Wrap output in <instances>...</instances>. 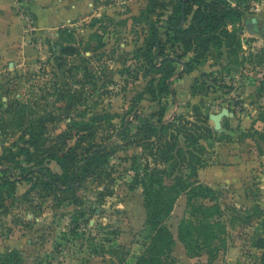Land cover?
<instances>
[{"label":"rangeland","instance_id":"obj_1","mask_svg":"<svg viewBox=\"0 0 264 264\" xmlns=\"http://www.w3.org/2000/svg\"><path fill=\"white\" fill-rule=\"evenodd\" d=\"M143 1H99L98 4L111 10L102 11L94 20L89 18L69 26L71 32L64 37L59 33L53 39H39L34 36L35 31L27 30L25 42L34 49L27 55L29 60L22 59L16 65L9 64L16 60L0 58V153L15 152L21 142L23 126L44 109L53 108L58 116L66 113L64 107L59 108L61 101L54 103V86L81 96L85 103L78 105L71 117L96 126L98 142L112 138L115 128L130 125L129 137L118 140V152L97 170L94 178H89L86 189L82 187L66 196L59 192L50 193L39 182L30 191L31 184L19 180L10 198L8 191L11 189L4 186L8 208H0V252L20 250L24 264H135L149 242L143 189L141 186L131 188L135 175L133 157L143 154V149L136 146L131 138L140 125V114L149 117L164 107L166 112L181 108L179 113L194 117L198 114L199 117V114H216L227 109L232 115L222 118L219 134L229 137L219 135L204 141L208 148L204 157L211 161L217 142H238L251 151H259L260 156L264 155L256 138L264 132L263 128H256L260 115L264 114V87L261 86L264 64H259L253 57L264 48V21L259 30L246 31L243 20L237 25L244 44L240 59L245 54V64L226 63L225 56L218 57L217 52H213L203 65L214 67L208 72H202L198 67L196 75L189 77L184 66L178 63V73L171 78V88L177 90L175 96L157 92L160 97L156 101L150 94H144L149 80L159 76L150 72L147 59L139 55V48L144 45L148 34L147 20L136 19L147 7ZM168 10L165 17L160 18L164 41L167 40L164 26L168 24L167 17L172 8ZM262 11L264 0L251 1L244 18L247 16L255 26L257 15ZM155 19L153 16L152 20ZM23 28L27 29V25ZM95 33L102 36L105 46L101 49L98 48L101 44L98 36L93 37ZM67 41L79 49V54L70 57L69 63L59 69L55 65L59 54L54 49ZM165 49L172 56L182 53L180 45L171 42L165 43ZM191 55L183 57V60ZM71 64L76 69L66 74ZM62 74L66 77L62 78ZM155 87L160 88L159 82ZM48 101L52 103L49 107L46 106ZM21 104L25 107L22 108ZM22 114H25V119ZM244 120L247 126L242 128ZM70 121L60 119L51 123L48 136L55 138L67 130ZM209 124L214 127L210 119ZM75 140L68 141L65 148L73 147ZM111 140H117V137L114 135ZM19 160L23 166L27 165L23 158ZM137 162L143 168V159ZM45 166L54 173H62L55 160L46 161ZM176 173L179 174L178 171ZM13 174L20 177L21 169L13 170ZM13 174L0 172V184L5 178L12 179ZM33 178L36 180L37 175L34 174ZM261 178L264 179L262 160L242 186L213 187L219 192L217 202L221 204V221L225 224L224 233H221L225 242L216 241L218 251L213 255L207 252L193 255L179 241V224L183 218L190 217V209L186 194L178 196L165 221L176 240L169 264H260L264 251L257 241L264 238V214L254 210V206L258 204L264 213V180ZM195 181L208 185L198 176ZM97 188H107L104 198L99 197ZM75 199L83 202L82 208L86 211L79 221L80 229L74 233L71 231L73 220L80 209L73 203ZM216 219L215 216L213 220Z\"/></svg>","mask_w":264,"mask_h":264},{"label":"trees","instance_id":"obj_2","mask_svg":"<svg viewBox=\"0 0 264 264\" xmlns=\"http://www.w3.org/2000/svg\"><path fill=\"white\" fill-rule=\"evenodd\" d=\"M144 1L147 7L136 19L147 20L148 34L144 38V45L139 48V55L147 59L150 72L159 76L150 79L144 91V94H150L153 100H159L160 96L157 92L175 96V91L171 88V78L178 73V63L184 66V72L191 73L203 65L213 52H217L218 57L226 53L230 64H245L247 60L245 54H242L240 59L244 44L237 25L241 24L251 1L254 0ZM170 7L172 10L167 17L168 24L164 26L165 32H163L167 40L164 41L161 37L160 18L165 17ZM153 16L156 17L155 20H152ZM70 32L69 27L60 29L61 37ZM69 35L72 37V34ZM95 36L101 41L98 48H103L105 45L102 36L98 33L93 35ZM166 42L180 45L182 53L177 56L168 54L165 49ZM54 50L59 54L55 58V65L59 69L69 63L70 57L79 54V49L68 41L58 44ZM190 54L192 55L184 61L183 57ZM253 57L258 59L259 64H264V48ZM71 65L65 71L66 74L76 69L74 64ZM77 68L81 67L77 66ZM85 75H88V72H85ZM64 76L65 74H62V78ZM157 82L159 89L155 87ZM261 86L264 87V82ZM59 87L54 86L56 95L54 103L61 101L59 108L64 107L66 113L58 116L53 108L45 107L41 114L38 113L29 120V124L27 122L26 126H23L21 142L17 150L15 152L10 150L8 154L0 153V172L13 174V170L21 169L20 177L13 174V180L5 178L0 184L1 209L8 208L4 186H9L11 191L9 190L8 194L12 198V192L19 180L29 182L30 191L35 189L39 182L50 193L59 192L66 196L82 187L86 189L89 178H94L97 170L118 152V140L129 137L128 124L114 129L117 140H111L114 136L112 135V138L106 142H98L96 126L89 121H76L71 117L72 111L78 105L85 103L81 96L74 91ZM51 104L48 101L46 106L49 107ZM20 106L23 108L25 104ZM165 113L166 108L161 107L157 113L149 117L140 114V125L136 133L131 135L133 143L143 149L141 157L138 155L133 157L132 168L135 175L131 188L141 186L143 189L149 232V242L135 264H169L176 240L165 221L181 194H186L190 209V217L183 218L178 228V239L185 245L186 250L193 255L203 252L213 255L218 251L215 246L216 241L225 242L221 236L225 224L221 221L223 214L221 204L217 202L219 192L211 186L195 181V178L199 170L210 163L209 158L204 157L208 153L204 141L226 135L219 134L209 124L210 114H199V117L195 114L194 117V115L176 113L170 119H165ZM21 116L25 119V114ZM154 118H157V121ZM60 119L71 120L67 130L55 138H50L48 126ZM259 120L264 123V114L260 115ZM263 133L259 134L262 141H264ZM74 138L76 140L73 147L66 149V143ZM20 158L27 163L26 166H23ZM140 158L144 161L143 168L137 162ZM48 160L57 161L62 173H54L50 168H45V162ZM12 162L13 165L9 164ZM166 164L168 166H162ZM177 171L179 174L176 173ZM34 174L37 175L36 180L33 178ZM106 190L107 188L102 190L97 188L99 197L104 198ZM73 203L80 207L76 211L71 230L75 233L81 227L79 221L84 217L86 209L82 208L83 202L80 199H75ZM254 210L264 214L258 204L254 206ZM215 216L218 219L213 220ZM257 245L264 251V238L258 240ZM0 264H24V259L20 250L12 249L0 252ZM260 264H264V252Z\"/></svg>","mask_w":264,"mask_h":264},{"label":"crops","instance_id":"obj_3","mask_svg":"<svg viewBox=\"0 0 264 264\" xmlns=\"http://www.w3.org/2000/svg\"><path fill=\"white\" fill-rule=\"evenodd\" d=\"M99 1L103 0H29V10L35 23L34 36L39 39H53L59 35L60 29L76 25L89 18L93 19L100 15L102 11L111 10L106 5L98 4ZM257 17L258 21L255 26L247 16L243 19L242 25L245 30L247 29L246 31L259 30V26L264 21V11L258 13ZM23 26V20L16 14L13 7V0H0V55H2L0 58H5L7 61H17L9 64H16L22 59L29 60L27 55L34 50L25 42V29ZM224 56L225 62L228 63L226 53ZM213 67L210 64H205L200 65L199 69L202 72H208ZM197 72L196 69L185 74L192 77ZM174 91L177 92V90ZM179 110L181 108H176L172 112L168 110L164 118L170 119L174 114L179 113ZM244 126H247L246 120L241 122V127ZM256 128L260 130L263 128L262 121L257 122ZM256 138L264 154V141L258 137ZM259 153L257 150L251 151V149L238 142L226 144L217 142L210 164L199 170L198 179L214 188H224L231 185L234 187L242 186L244 181H249L254 167L261 165V160L264 161V155L260 156ZM261 180L264 179L261 178ZM262 208L264 209V202Z\"/></svg>","mask_w":264,"mask_h":264},{"label":"built area","instance_id":"obj_4","mask_svg":"<svg viewBox=\"0 0 264 264\" xmlns=\"http://www.w3.org/2000/svg\"><path fill=\"white\" fill-rule=\"evenodd\" d=\"M13 7L15 9L16 14L23 20L24 25H27V29H25V32L27 30L34 29V26L31 24L34 23V19L32 14H30L29 10V0H13Z\"/></svg>","mask_w":264,"mask_h":264},{"label":"water","instance_id":"obj_5","mask_svg":"<svg viewBox=\"0 0 264 264\" xmlns=\"http://www.w3.org/2000/svg\"><path fill=\"white\" fill-rule=\"evenodd\" d=\"M225 115H232V113L229 112L227 109H223L220 113H211L210 114V120L214 122V128L218 132L222 131V118Z\"/></svg>","mask_w":264,"mask_h":264}]
</instances>
